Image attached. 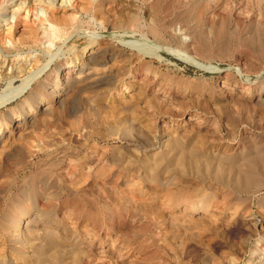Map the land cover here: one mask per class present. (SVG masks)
<instances>
[{
    "label": "rangeland",
    "instance_id": "1",
    "mask_svg": "<svg viewBox=\"0 0 264 264\" xmlns=\"http://www.w3.org/2000/svg\"><path fill=\"white\" fill-rule=\"evenodd\" d=\"M77 1L0 0V93L50 63L30 90L0 108L7 126L0 135V264H264V222L247 228L264 221V186L237 193L205 166L181 170L169 162L173 140L212 168L264 144V0H114L102 13ZM47 12L60 15L58 28L41 21ZM40 24L57 36L28 38L41 34ZM90 41L115 57L105 67L122 66L136 78L120 74L94 88L74 80L88 70L63 71L62 93L22 115L31 90L32 103L38 90L51 92L55 67ZM132 78L129 89L123 79ZM132 91L140 95L130 98ZM160 156L155 178L148 169ZM258 163L252 174L264 172ZM204 189L213 196L211 213L185 214L182 197ZM91 212L105 217L95 222ZM73 249L83 251L77 263Z\"/></svg>",
    "mask_w": 264,
    "mask_h": 264
},
{
    "label": "bare ground",
    "instance_id": "2",
    "mask_svg": "<svg viewBox=\"0 0 264 264\" xmlns=\"http://www.w3.org/2000/svg\"><path fill=\"white\" fill-rule=\"evenodd\" d=\"M67 2V1H70V0H62V3L63 2ZM157 1H160V0H157ZM114 0H78L77 1V7H79V9L81 10H85V9H89V8H95L96 11H100L102 13V11L104 9H107V5L109 8H111L110 6H112L114 3ZM21 4V3H20ZM23 4V3H22ZM159 4V3H158ZM110 5V6H109ZM113 8V6H112ZM109 9H107L106 11H108ZM112 10V9H110ZM105 11V10H104ZM105 11V12H106ZM78 12V10H77ZM99 12V13H100ZM173 12V11H172ZM66 13V12H65ZM74 13V12H73ZM73 13H70L71 15ZM110 14V13H109ZM56 15L58 14H53V12H47L46 13V16L45 18H42L41 21L44 23L45 21L47 23L50 24V28L52 27H57L58 28V24L56 23L58 18L60 17V15L58 16V18L56 17ZM65 15V14H64ZM64 15H62L61 17H63ZM69 15V14H68ZM66 15V16H68ZM70 15V16H71ZM100 15V14H99ZM103 16V15H102ZM107 16V14H104L103 17ZM130 16V15H129ZM65 17V16H64ZM119 17V16H118ZM131 17V16H130ZM133 17V16H132ZM264 17V16H263ZM126 19V17H124ZM128 18V16H127ZM113 19V17H112ZM61 20V19H60ZM122 20V19H121ZM62 21V20H61ZM114 21V20H113ZM120 21V19H119ZM118 21V22H119ZM132 21V19H131ZM66 24V23H65ZM72 24V23H71ZM121 24V23H120ZM40 32L41 34L37 31H31L30 32V35L28 36V38H32V40L35 38L39 39L41 42H45V41H49V40H52L53 37H56L57 36V30H52L50 29L49 27H47V25L45 24H40ZM67 25V24H66ZM150 25V24H149ZM49 26V25H48ZM62 26V25H61ZM152 26V25H151ZM150 26V28H151ZM156 26V25H155ZM155 26H152L151 28V32L152 35L154 33H159V31L156 32L157 29H155ZM32 27H30L29 29H31ZM56 28V29H57ZM66 28V27H65ZM160 28V27H159ZM163 28V27H162ZM28 29V30H29ZM34 29V28H32ZM67 29V28H66ZM73 29V28H72ZM164 31H165V28H163ZM71 30V28L69 29ZM167 30V29H166ZM30 31V30H29ZM29 31L27 32L26 35H28ZM23 32V31H22ZM26 32V31H25ZM23 34V33H22ZM40 34V35H39ZM157 35V34H155ZM154 35V36H155ZM21 37V36H20ZM24 37V36H23ZM157 40V39H156ZM20 41V39H19ZM195 42V41H194ZM201 42V40L199 41ZM90 45L88 47H86L83 51L82 54H80L79 56H76V57H73V58H66L65 60H61L60 63L55 67V69L53 70V74L54 77L52 78L51 81H53V86H54V89L50 92H44L43 91V94L40 90H38L39 92H41V95L39 92H36V96L37 98L34 99L33 103H32V99L35 97V88L33 90H31L32 92L29 94V96H27V98L24 100L25 102L23 103L22 105V115H26L27 113H29L30 111L32 110H36L37 108L39 109V107L41 106V104L45 103L46 101L49 100V97L50 96H57L59 94L62 93V90H63V85H64V82L62 81V75H63V71H66V73H71L72 71H75L76 69L78 70V74H84L86 72V70H88V72H86V74H84V78L83 77H79L76 75L77 78H75L74 80L78 81V83H82L83 81L85 80H90L88 82L91 83L92 86H94L95 88V85H99V84H105V83H112L111 81L109 80H112V79H115L114 77L118 76L120 74L123 75V77L126 78V75L128 74V76L132 77V74H133V78L135 79L136 78V73L134 72H130L129 71H126L125 69H122V66H118L119 68H117V66L113 67V66H110L107 68L105 67L104 65L105 64V61L109 59V61H111L113 58V56H111L112 58H108L110 57V55H108L110 52H106V50H101L99 52H96L94 49V41H90ZM197 43V42H196ZM187 44V43H186ZM48 46V45H47ZM202 46V45H200ZM199 46V47H200ZM192 46L191 45H188L186 48L190 49ZM196 47V46H195ZM208 47V46H207ZM104 49V48H103ZM107 49V48H106ZM109 49V48H108ZM154 49V48H152ZM204 49V48H203ZM193 51V48L191 49ZM195 50V49H194ZM196 50L197 47H196ZM200 50V49H199ZM205 50V49H204ZM207 50V49H206ZM111 51V50H110ZM112 53V52H111ZM110 53V54H111ZM156 53V52H155ZM158 53V52H157ZM197 53V52H196ZM114 55V54H113ZM119 55V54H118ZM115 56V55H114ZM58 57V56H57ZM111 59V60H110ZM122 60V59H121ZM135 60V59H134ZM51 61V60H50ZM52 62V61H51ZM107 62V61H106ZM4 63V62H3ZM6 63V62H5ZM45 63V62H44ZM115 63V62H114ZM26 65V64H25ZM30 66V64H28ZM27 65V66H28ZM33 66V65H32ZM31 66V67H32ZM50 66V63L47 62L45 63L43 66H41L40 68H37L35 70L29 72V74L27 76H25V78L23 79L22 83H20L19 85L17 86H13V88L11 87H8L9 89H7L4 93H0V108L7 105L8 103L16 100L17 98H19L20 96L24 95L28 90H30V88L33 86V83L35 82V80H37V78L41 77L42 74H44L47 69L49 68ZM108 66V65H107ZM105 67V70H103L102 72H99L101 71V69ZM2 68V67H1ZM27 68V67H26ZM26 68L24 69V71L26 70ZM107 68V69H106ZM114 68H116L114 70ZM18 69H22V67L18 68ZM125 70V71H124ZM20 71V70H19ZM94 71V72H93ZM95 72H98V73H95ZM65 73V74H66ZM50 74V73H49ZM51 75V76H52ZM122 75L120 76V78L122 79ZM81 76V75H80ZM13 77V76H12ZM73 78V77H72ZM80 78L81 82H79V79ZM117 78V77H116ZM119 78V79H120ZM130 79L129 81H126L127 79H123V85H127L128 88L132 89L134 88V79ZM72 79V81H74ZM44 81V82H43ZM42 82V84H40L42 87H48V85L50 84V80L46 77V79H44ZM75 81V82H76ZM109 81V82H108ZM67 86H69V81L66 82ZM77 83V82H76ZM86 83V82H85ZM84 83V84H85ZM12 84V83H10ZM40 85H36V87L38 86V88L40 87ZM81 85V84H80ZM89 86V84H87V86L89 87H92V86ZM110 85V84H109ZM122 85V84H121ZM101 86V85H100ZM40 87V88H42ZM72 87V86H71ZM86 87V85L84 86V88ZM98 88V86H97ZM44 90L46 88H43ZM121 89V88H120ZM140 89V88H139ZM37 91V90H36ZM138 91V90H137ZM134 92V91H132ZM142 92V90H141ZM39 93V94H38ZM140 93V92H138ZM143 94V93H142ZM39 95V96H38ZM132 96L130 98H134L140 94H137V92H134L131 94ZM139 98V97H138ZM142 98V97H140ZM139 98V99H140ZM262 101V100H261ZM128 102V101H127ZM136 102V101H135ZM140 102V101H139ZM131 103V102H130ZM260 104V103H258ZM26 105H28V109L29 108H32L31 110H28ZM133 105V104H131ZM21 106V104H20ZM18 106V107H20ZM17 108V107H16ZM25 110V111H24ZM27 110V111H26ZM19 110L18 109H12L11 111H9V113L7 114V122H11L12 119L16 116V113L18 112ZM32 113V112H31ZM44 120V119H43ZM86 120V119H85ZM56 121V120H55ZM5 125L2 126V124L0 125V135L3 133L4 129H5ZM82 130V129H81ZM45 133V132H44ZM43 134V133H42ZM43 139V138H42ZM195 139V138H194ZM169 140V139H168ZM263 140V139H262ZM26 141V140H25ZM44 142V141H43ZM260 142V141H259ZM262 142V141H261ZM50 143V142H49ZM192 143V142H191ZM172 150L175 151L173 153V155L171 156V162L173 165L175 166H180V168H182L181 170H185V166L186 165H190L193 169H195L196 171H201V168H203L204 166L207 168V172H209V174L212 176V178L216 179L218 182H220L221 184L225 185V186H229L230 189H232V191L234 192H237V193H241V192H244V191H249V190H252V189H255V190H258L260 189L261 187L264 186V179L262 177V173L264 172H260L259 174H252L250 172V170H248L250 167H254V166H257V164H259L258 162L261 163V166L264 168V144H259L258 142L253 144L252 146V151L251 152H248L247 154H245L244 156L241 155V156H233V154H231L230 156H227L228 157V164H226L224 161H223V158H220V161L216 163L215 167L212 168L211 165H212V162H208L207 163H204V160L201 158V155L200 153H198L197 151L194 150V148H183L182 145L179 144V142L177 140H173L172 141ZM12 146V145H11ZM185 146V145H184ZM190 147V145H189ZM88 148V147H87ZM251 149V148H250ZM169 152V151H168ZM168 154V153H167ZM99 155V154H98ZM170 155V154H169ZM168 155V157H169ZM208 157V156H206ZM223 157V156H222ZM203 158H205L204 154H203ZM97 159V158H96ZM153 159V158H152ZM218 160V157L216 158ZM225 159V158H224ZM148 160V159H147ZM160 160H163V157H159V158H156L155 162L150 164V169L149 170V173L153 176V177H157L158 173H159V167H162L160 166ZM168 160V159H167ZM154 161V160H153ZM226 161V160H225ZM71 162V161H70ZM168 162V163H169ZM93 163V162H92ZM87 165V164H86ZM147 165V164H146ZM159 166V167H158ZM158 167V168H157ZM168 167V166H166ZM171 167V166H170ZM174 167V166H173ZM179 168V169H180ZM250 168V169H252ZM258 168V167H257ZM41 169V168H39ZM168 169V168H166ZM165 169V171H166ZM171 169V168H170ZM264 170V169H263ZM41 171V170H40ZM203 171V170H202ZM169 171L167 170V173ZM259 172V170H258ZM46 173V172H45ZM165 173V172H164ZM255 173V172H254ZM41 174V173H40ZM65 174V173H64ZM148 174V175H150ZM207 174V173H206ZM35 175V174H34ZM45 175V174H44ZM150 175V176H151ZM14 176V175H13ZM37 176V175H36ZM159 177V176H158ZM37 180V179H36ZM130 183V182H129ZM134 184V183H133ZM126 186V185H125ZM211 190V189H210ZM182 195H186V194H182ZM181 195V196H182ZM188 195V194H187ZM216 195V194H215ZM190 196V195H188ZM175 197V196H174ZM179 197V196H178ZM177 197V198H178ZM177 198H173L174 199L173 201H175ZM181 198V197H180ZM183 199H185L186 201H184V206H183V212H185V214L187 215H193L194 213H201L203 215H208L211 213V207H210V203L213 199V196L211 193H209L208 191H206L205 189L204 190H199L196 194L194 193V195L192 194L191 197H189V199H186L184 197H182V201ZM179 202V200H178ZM177 202V203H178ZM175 203V202H174ZM180 204V203H179ZM178 204V205H179ZM182 204V203H181ZM177 205V206H178ZM92 206V205H91ZM212 206V205H211ZM148 208V207H147ZM229 209V208H228ZM235 214V212H233ZM84 214V213H83ZM237 214V213H236ZM107 215V214H106ZM233 215V214H232ZM180 216V215H179ZM86 217L87 218H90L92 220H94L96 222V220L98 219H102L103 217H105V215L103 213H97V212H91V213H86ZM113 217V214H110L108 215V218L111 220ZM187 217V216H186ZM191 217V216H190ZM107 218V219H108ZM100 219V220H101ZM255 219V218H254ZM99 221V220H98ZM114 221V220H113ZM187 221V220H186ZM190 221V220H189ZM100 222V221H99ZM98 222V223H99ZM263 220L261 221H252V223H247L248 224V230L250 231H257L258 228H262L263 226ZM102 223V221H101ZM110 223V222H109ZM178 223V222H177ZM185 223V222H184ZM246 227V226H245ZM246 228V229H247ZM251 232V233H252ZM248 236H250L248 234ZM64 247V246H63ZM77 247V246H76ZM52 248V247H51ZM53 249V248H52ZM77 249V248H76ZM80 249V248H79ZM70 250V249H69ZM74 250V249H73ZM71 250V259H73V261L75 263L81 261V258H82V252L81 250ZM50 252V251H49ZM48 252V253H49ZM45 252H43V255ZM47 253V254H48ZM52 253V252H51ZM54 253V252H53ZM40 255L42 256V253H40ZM154 255V254H153ZM40 257V256H39ZM57 257L55 256H52L51 257V260L52 262H58V258L56 259ZM145 261H148L146 264H151L149 262V259H146L144 258ZM40 260V259H38ZM46 260V259H45ZM73 262V263H74ZM142 262V261H140ZM152 262V261H151ZM263 262V261H262ZM153 263V262H152ZM260 264V263H259Z\"/></svg>",
    "mask_w": 264,
    "mask_h": 264
}]
</instances>
